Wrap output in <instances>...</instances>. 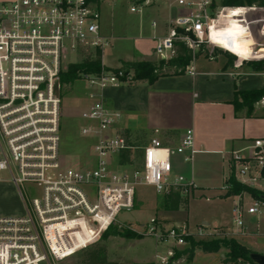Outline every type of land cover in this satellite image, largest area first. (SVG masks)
I'll return each mask as SVG.
<instances>
[{"label":"built area","instance_id":"2783aa9c","mask_svg":"<svg viewBox=\"0 0 264 264\" xmlns=\"http://www.w3.org/2000/svg\"><path fill=\"white\" fill-rule=\"evenodd\" d=\"M165 1L184 13L156 40L158 58H172L176 42L193 54L200 44H211L209 23L221 7L213 0ZM100 17L92 0H0V181L15 188L22 206L18 215H0V264H98L71 260L100 240L120 210L133 208L138 185L162 195L174 191L190 198L195 192L193 180L175 172L172 162L174 156L189 162L197 152L191 129L169 147L156 138L136 146L118 127L121 114L109 107L102 91L133 82L131 70L80 74L87 103L79 113V135L88 142L90 155L82 165L64 161L60 75L69 54L80 62L108 46ZM195 60L186 73H195ZM123 154L128 155L125 162ZM229 161L225 194L230 176L258 193L237 194L232 223L242 229L246 215L264 217V137L231 150ZM26 186L36 195L29 196ZM142 232L170 248L185 245L184 237L192 236L186 223L169 225L155 217ZM173 252L156 253L159 261L128 264H172Z\"/></svg>","mask_w":264,"mask_h":264},{"label":"crops","instance_id":"0c3cea01","mask_svg":"<svg viewBox=\"0 0 264 264\" xmlns=\"http://www.w3.org/2000/svg\"><path fill=\"white\" fill-rule=\"evenodd\" d=\"M129 1V12L137 14L136 22L125 25L122 33L117 31L114 17L110 16L108 21L101 10L103 0L98 4L101 14L100 33L109 40L108 46L102 51L101 62L108 68L119 67L121 61H154L156 40L167 35L170 23L183 11L176 3L165 0ZM132 7L135 8L134 11H131ZM237 8L245 10L243 7ZM257 11L247 9L243 12L227 13L217 19L222 27L229 28L227 36L222 35L224 33L217 35L218 40L224 46L230 41L232 48L228 49L234 48L240 58L248 59L254 55H262L261 58H264V18L250 22L246 20L249 12ZM249 25H259L258 35L263 46L257 47L260 41L252 37ZM213 38L210 31V43L227 49L218 46ZM240 44H245L250 49L241 48ZM108 50L113 51L117 65L112 66L106 62L104 53ZM224 64L219 59L196 58L193 63L194 74L185 71L181 74L169 73L159 75L152 82L134 80L117 87L108 86L102 91L109 107L120 112L118 127L131 140L144 135L148 137V142L156 138L164 146L174 147L185 130H192L194 147L197 150L192 160L184 162L181 156L172 158L175 172L193 180L196 186L193 196L188 199L187 212L193 199L205 197L208 201L207 194H213L212 198L232 200V214L237 195L225 196L223 189L230 171L229 152L243 148L252 139L264 137V99L254 103L250 110L245 106L235 107L233 104L235 90L263 87L264 72H254L250 68H232ZM6 189L13 197H18L11 184ZM196 221L202 225L220 226L214 225L205 217H199L194 224ZM186 224L189 225V221ZM228 227L234 231L242 245L252 252L264 254V244L256 243L250 247L242 241L245 236H264V217L246 215L242 229L236 228L231 218ZM179 262L177 259L174 264Z\"/></svg>","mask_w":264,"mask_h":264},{"label":"rangeland","instance_id":"374dc122","mask_svg":"<svg viewBox=\"0 0 264 264\" xmlns=\"http://www.w3.org/2000/svg\"><path fill=\"white\" fill-rule=\"evenodd\" d=\"M221 0H213V2L218 6H223L220 3ZM131 3L129 0H103L100 5L101 10L106 14L109 21L110 16L114 17L116 22V28L119 33H122L125 25H133L136 21L135 13L129 12V7ZM230 7V6H226ZM242 7V6H241ZM257 7V6H255ZM264 8L259 9L255 13L247 14V19L249 22L255 19L264 18ZM100 10V9H99ZM184 13L183 11L180 13ZM227 13L226 8H219L216 16V20L210 22V31L212 36H214L213 41L222 48H232L231 42L228 41L227 44L221 45L218 40L217 35H226L229 28L222 27L223 25L218 18L224 17ZM101 16V14H100ZM214 21H217L215 23ZM259 25H249V32L254 39H258L259 45L257 47L263 46V41L259 39L258 35ZM203 50L197 56L198 59H219L223 63L227 61L223 53L217 51L220 49L213 44H203ZM234 49V48H233ZM232 49V50H233ZM198 51V47L195 52ZM206 54H210L212 57H206ZM262 55L258 56L260 58H249V59H239L234 55L233 67L242 68L244 70L248 69L249 66L246 64L250 60H264L261 58ZM113 51L109 50L104 53V58L106 62L112 66L117 65L116 60L113 58ZM76 58L73 54L67 56V65L72 62H76ZM154 62L159 63L160 58L154 56ZM165 63L168 60H163ZM64 64L63 68L67 65ZM173 71L172 68L165 67L162 73L169 74ZM264 72V71H262ZM134 81V80H133ZM264 86V85H263ZM86 95V84H84L79 79L74 81L71 85H64L61 90L62 96V117H61V132H62V143L61 151L63 159L68 164L82 165L84 164L90 155V148L88 142L79 135V127L82 120L79 118L80 110L87 103L85 99ZM264 99V98H263ZM241 100V99H239ZM262 100V99H261ZM259 100V101H261ZM258 101V102H259ZM241 102V101H240ZM133 144L136 146H144L148 144V137L142 135L137 136L132 139ZM138 152V150H136ZM227 172V169L224 168ZM8 182L5 180L0 181V213L5 215L20 214L22 213V206L19 197H13L12 193L6 189ZM10 185V184H9ZM29 196H35V190L31 186L25 187ZM213 194H207L208 201L205 197L199 199H193L190 204V210L187 212V206L182 207L181 210L176 212H167L162 209V194L156 193L152 186L148 185H138L135 190V197L133 208L129 210H120L117 214L116 220L109 227L110 230L122 231L124 229L133 228V230L140 232L142 236L135 238H126L113 234L112 232L107 235L105 240L100 239L98 241L99 246H104L106 249V258L112 264H128V263H150L154 261H159L155 254H163L164 251L171 249L182 250L188 246L179 245L178 247H172L166 244H158V242L151 236L144 234L143 229L146 227L150 218L155 217L165 224L172 225L174 223L183 224L188 223V229L195 240H212V239H234L236 242L240 243L237 239L234 231L229 229L228 224H231V199L229 198H212ZM248 202L247 198L245 199ZM199 217H205L214 225H202L197 220ZM188 220V221H187ZM222 224V225H221ZM109 228L107 230H109ZM201 229V231H199ZM201 232V233H200ZM242 241L247 246H254L256 243L264 244V236L251 238L245 236ZM241 244V243H240ZM228 250L225 247H221L215 253L203 252L201 249L196 248L192 261H187L186 257L183 256L179 260L178 264H224L223 260L226 257ZM80 254L74 257L71 261H79ZM177 260L173 261L176 263Z\"/></svg>","mask_w":264,"mask_h":264},{"label":"trees","instance_id":"16d2710c","mask_svg":"<svg viewBox=\"0 0 264 264\" xmlns=\"http://www.w3.org/2000/svg\"><path fill=\"white\" fill-rule=\"evenodd\" d=\"M95 4H99L102 0H92ZM221 5L231 6L233 8H226L229 13H238L247 11V9L242 10L237 7H264V0H221ZM203 44L198 46V51L193 54L192 50L187 48L183 43H175V54L170 58L166 63L161 60L159 63L154 61H121L120 66L117 68H108L104 66L101 62V51H96L93 58H87L84 61L69 63L67 67L62 71L60 75V80L63 85H71L74 81L78 80L81 73H94L98 74L101 70L105 71H116L117 69H124L126 71L131 70L133 73V80H147L152 82L159 75H165L162 73V70L167 68H172L173 71L171 74H181L185 71V67L189 64L190 60L194 56H197L203 50ZM241 48L250 49L249 46L245 44H240ZM222 51L217 49V51L224 54L227 61L224 66L232 67L234 61V55L239 59L240 58L235 50L224 49ZM206 57H212L210 54H206ZM251 58H259L254 55ZM249 59V58H248ZM249 68L254 72L264 71V60H250L247 61ZM264 98V86L259 89H251L245 91H236L234 93L233 104L235 107L245 106L250 110L254 103ZM241 99V100H239ZM241 101V102H240ZM128 160V155H122V162ZM230 188L226 192L225 196L237 195L242 192H250L253 196L257 197L258 193L234 180L232 176L229 178ZM188 197L181 196L178 192L170 191L162 195V209L168 212H174L179 210L182 207H186L188 204ZM115 235L126 237V238H135L142 236L141 234L130 230L124 229L122 231L116 230H107L103 233L100 239L105 240L107 235L110 233ZM186 243L188 244L182 250H174L170 261H175L185 256L187 260L192 259L194 251L196 248L201 249L203 252L215 253L221 247L227 248L228 252L226 257L223 260L224 264H256L249 257V254L252 252L244 245L236 242L234 239H212V240H195L192 236L184 237ZM80 262L82 263H98V264H111L106 258V249L104 246H99L98 242L95 243L91 248L80 253Z\"/></svg>","mask_w":264,"mask_h":264},{"label":"water","instance_id":"95a60500","mask_svg":"<svg viewBox=\"0 0 264 264\" xmlns=\"http://www.w3.org/2000/svg\"><path fill=\"white\" fill-rule=\"evenodd\" d=\"M249 257L256 264H264V254H259V253L251 252L249 254Z\"/></svg>","mask_w":264,"mask_h":264},{"label":"bare ground","instance_id":"6f19581e","mask_svg":"<svg viewBox=\"0 0 264 264\" xmlns=\"http://www.w3.org/2000/svg\"><path fill=\"white\" fill-rule=\"evenodd\" d=\"M209 26H210V23H209Z\"/></svg>","mask_w":264,"mask_h":264}]
</instances>
